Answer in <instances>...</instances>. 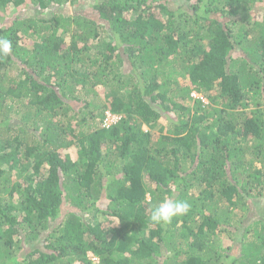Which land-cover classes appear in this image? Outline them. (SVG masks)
I'll return each mask as SVG.
<instances>
[{
	"label": "trees",
	"instance_id": "trees-1",
	"mask_svg": "<svg viewBox=\"0 0 264 264\" xmlns=\"http://www.w3.org/2000/svg\"><path fill=\"white\" fill-rule=\"evenodd\" d=\"M0 38V264H264V0H0Z\"/></svg>",
	"mask_w": 264,
	"mask_h": 264
},
{
	"label": "clouds",
	"instance_id": "clouds-1",
	"mask_svg": "<svg viewBox=\"0 0 264 264\" xmlns=\"http://www.w3.org/2000/svg\"><path fill=\"white\" fill-rule=\"evenodd\" d=\"M10 52L11 42L8 39L0 38V56H7ZM194 96L197 97V94H194ZM188 210L189 205L186 202L174 201L170 199L164 200L153 208L150 219L154 223L166 224L170 223L174 217L186 214Z\"/></svg>",
	"mask_w": 264,
	"mask_h": 264
},
{
	"label": "built area",
	"instance_id": "built-area-1",
	"mask_svg": "<svg viewBox=\"0 0 264 264\" xmlns=\"http://www.w3.org/2000/svg\"><path fill=\"white\" fill-rule=\"evenodd\" d=\"M121 117L118 115L111 114L110 112H107V116L105 118L104 124L106 126H110L114 123H116Z\"/></svg>",
	"mask_w": 264,
	"mask_h": 264
},
{
	"label": "rangeland",
	"instance_id": "rangeland-1",
	"mask_svg": "<svg viewBox=\"0 0 264 264\" xmlns=\"http://www.w3.org/2000/svg\"><path fill=\"white\" fill-rule=\"evenodd\" d=\"M89 14L90 12H92L91 10L87 11ZM239 54V53H238ZM144 128H147V126H144ZM262 201L264 202V199H262Z\"/></svg>",
	"mask_w": 264,
	"mask_h": 264
}]
</instances>
